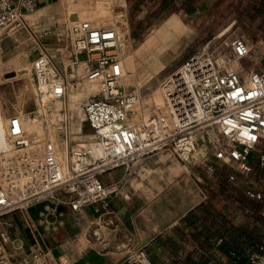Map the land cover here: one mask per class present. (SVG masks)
<instances>
[{"label":"built area","instance_id":"built-area-1","mask_svg":"<svg viewBox=\"0 0 264 264\" xmlns=\"http://www.w3.org/2000/svg\"><path fill=\"white\" fill-rule=\"evenodd\" d=\"M36 6L35 0H0V34L23 27V15ZM67 39L70 56L62 71L41 48L30 63L35 110L25 118L13 114L1 119L0 220L39 206L42 222L54 216L56 221L48 224L55 230L61 224V207L71 212L88 207L95 212L106 210L107 198L116 187L104 184L103 174L168 147L187 166L197 133L213 146V163L204 165L205 176L213 177L216 163L228 168V183L238 179L245 184L242 197L236 200L242 206L238 217L264 220V183L252 179L253 157L264 172V154H253L264 138V65L244 70L242 64L249 55L244 40L232 39L228 54L213 53L207 44L194 51L160 84L158 108L136 115L138 84L136 90H128L124 84L126 26L75 21L68 27ZM72 103L76 105L71 110ZM72 114L91 134L84 142L71 144L60 162L51 137H63L66 146ZM38 119L44 124L46 138L25 129L29 121L35 124ZM8 242L7 231L0 228V264H13L5 250ZM207 244L214 253L222 238L214 236ZM242 250L248 264H264L263 246L246 244ZM200 254L192 260L194 264ZM42 259L43 253L37 249L17 264H40ZM163 263L183 264L171 259ZM120 264L155 263L138 248L128 250Z\"/></svg>","mask_w":264,"mask_h":264},{"label":"crops","instance_id":"crops-1","mask_svg":"<svg viewBox=\"0 0 264 264\" xmlns=\"http://www.w3.org/2000/svg\"><path fill=\"white\" fill-rule=\"evenodd\" d=\"M35 1L36 8L23 15V27L0 34V83L13 80L17 67H22L26 62L30 64L39 48L43 49L53 65L62 71L70 56L68 27L85 17L92 2ZM94 1V18L98 19L90 21L95 26L102 25L97 20H116L124 14L121 8L122 0ZM111 4L121 6L110 9ZM114 12L116 14H113ZM39 34L42 37L35 40L34 37ZM57 41L62 44H57ZM125 64L130 71L132 59L127 58ZM87 89L91 91V88ZM200 135L203 134L197 133L195 136L194 146L197 153L192 154L187 164L188 169L181 166L168 147L108 171L105 173L108 174L106 180L102 178L105 174L101 176L104 184L111 183L116 187L115 193L107 198L106 210L95 212L93 208L88 207L71 212L67 207L59 208L63 214L60 225L64 224L63 230L60 231L62 240L43 254L40 264H46L45 261L49 262L50 258H53L54 264H120L128 250L138 248H143L155 264H164L165 259L189 264L198 256L197 253L202 255L199 229L190 223L191 220L187 221L186 216L207 202L217 209L228 211L230 208L225 200L219 198L218 204H215L212 199V195L218 191V170L225 173V183H231L226 180L229 169L216 162L213 177L205 176L204 165L213 163V146L209 139L203 140ZM235 189H229L227 186L224 188V193L233 200L232 205L236 204L232 206L233 209L239 206L236 200L242 197V189ZM241 209L242 206L234 211L231 221L233 225L244 221L245 218L238 217ZM30 210V217H34L33 223L28 224L26 215L19 211L5 216V227H1L9 235L5 250L13 264H17L29 253L37 233L43 235L46 231L47 221L42 222L37 213L40 208H36V211L31 208L28 211ZM47 219L56 221L54 216ZM48 238L55 237L49 232Z\"/></svg>","mask_w":264,"mask_h":264},{"label":"rangeland","instance_id":"rangeland-1","mask_svg":"<svg viewBox=\"0 0 264 264\" xmlns=\"http://www.w3.org/2000/svg\"><path fill=\"white\" fill-rule=\"evenodd\" d=\"M93 1L82 20L98 19L94 18L96 1ZM158 1L155 0L149 5L145 4L139 9H134L135 2L122 0L121 4L123 7L121 4L109 5L110 9L121 6L124 12L121 18H116V20H97L103 26H111L117 21L127 28L128 48L125 52V59L131 57L132 69L129 71L126 67L127 77L124 84L128 90H136V84H138L136 115L144 114L143 111L145 110L151 113L158 108L160 100L159 86L162 81L173 70L178 68L192 52L205 44L210 46L209 50L213 53L228 54V43L234 38H240L245 41L249 48V55L242 64L244 70H256L264 65V11L258 15L252 13L251 17H253V20L244 21L237 19V13L246 7V1H241L238 4L237 0H223L217 7H214L212 5L215 0H191V5L187 8V6L182 4L183 0H175L174 11L157 12V7L155 8L154 6H157ZM102 6L103 4L100 7ZM246 9L250 11L249 7H246ZM113 14H116V12ZM56 43L62 44L60 41ZM13 76L15 78L8 83H0V116L2 120L13 114H18L25 118L27 114L36 108L34 83L29 62H26L22 67L18 66ZM242 79H244L243 75ZM69 109L72 110L70 107ZM25 129L31 135H38L40 139L46 138L44 124L39 119L35 124L29 121L25 125ZM69 130L71 136H66V146L64 145L63 137H51L56 145L55 148L60 162L64 161L66 149L71 144L84 142L87 140L88 135L91 134V131L75 114H72ZM200 136L204 137L203 140H205L206 137L204 135ZM70 137H73V141ZM263 150L264 138L256 145L253 152L254 156L264 154ZM196 153L197 150L194 154ZM183 167L188 169L187 166ZM252 167V179L254 180L255 176H259L258 180L260 182L255 180L254 182L263 184L264 172L258 168L255 157L252 158ZM218 171L220 172V170ZM107 176L108 174H105L102 178L106 180ZM226 186L232 190L234 188L243 189L245 184L236 179L233 183L226 184ZM38 207L34 206L21 210L27 216H25V220L28 224L33 223L32 219L34 218L30 217L32 210H28L33 208L36 211ZM6 218L0 220V228L5 227L3 223H6ZM45 220L47 221L45 225L46 231H44L43 235L37 233L29 253L23 256L22 259H29L32 252L37 249L42 250V253L45 254L48 249L62 240L60 231L63 230L64 224L52 230L50 224H48L51 221ZM49 232L54 235V239L48 238ZM46 240H48L49 244ZM47 258L49 259L50 257L48 256ZM53 261V258H50L49 262L45 261V263L54 264ZM198 264H226V260L222 258V254L219 252L213 253L210 248L204 247L202 255L198 259Z\"/></svg>","mask_w":264,"mask_h":264},{"label":"trees","instance_id":"trees-1","mask_svg":"<svg viewBox=\"0 0 264 264\" xmlns=\"http://www.w3.org/2000/svg\"><path fill=\"white\" fill-rule=\"evenodd\" d=\"M153 1L155 0H132V2H135L134 9H139L145 4L149 5ZM222 1L223 0H215L212 6L217 7ZM241 1H246V7H249L250 11H247L246 7H244L242 11L237 13L238 20L252 21V13L258 15L264 11V0H237L238 4H240ZM174 2L175 0H159L157 6L154 7H157V12L174 11ZM182 4L188 8L191 5V0H183ZM217 175L219 180L218 191L212 195V199L215 200V204H218L219 198L225 200L230 209H228V211L217 209L207 202V204L189 212L186 219L187 221L191 220L190 223L194 224L195 227L199 229V236L201 238L200 246L202 249L204 247L209 248L207 244L209 238L214 236L221 237L222 244L218 247L217 252L226 257V264H248L242 246L252 244L264 247V220L257 216H250L239 224L233 225L231 223L233 213L236 208L239 209L240 205L233 209L232 206L236 204L232 205L233 200L224 193V188L226 186L224 180L225 173L220 171ZM259 178V176H255L254 180L260 182V180H258ZM228 253H233L234 257H229ZM189 264L194 263L190 262Z\"/></svg>","mask_w":264,"mask_h":264},{"label":"bare ground","instance_id":"bare-ground-1","mask_svg":"<svg viewBox=\"0 0 264 264\" xmlns=\"http://www.w3.org/2000/svg\"><path fill=\"white\" fill-rule=\"evenodd\" d=\"M71 20H72V19H71ZM72 21H74V20H72ZM127 58H131V57H127ZM127 58H126V59H127ZM126 59H125V60H126ZM75 105H76L75 103H72V104H71V108L74 109V108H75ZM143 112H144V115H147V114H148V112H147L146 110L143 111ZM0 122H1V116H0ZM76 134H77V133H76ZM35 136H38V135H35ZM198 138H199V137H198ZM201 138L203 139L204 137H201ZM53 141H54V140H53ZM55 143H56V141H55ZM195 152H196V149H195Z\"/></svg>","mask_w":264,"mask_h":264}]
</instances>
